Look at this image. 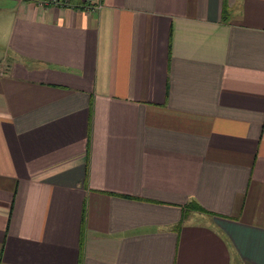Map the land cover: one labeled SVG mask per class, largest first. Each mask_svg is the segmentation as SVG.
<instances>
[{
    "label": "crops",
    "instance_id": "0c3cea01",
    "mask_svg": "<svg viewBox=\"0 0 264 264\" xmlns=\"http://www.w3.org/2000/svg\"><path fill=\"white\" fill-rule=\"evenodd\" d=\"M0 264H264V0H0Z\"/></svg>",
    "mask_w": 264,
    "mask_h": 264
}]
</instances>
